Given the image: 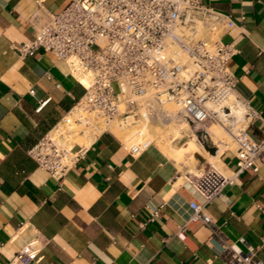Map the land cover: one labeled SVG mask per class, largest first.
I'll return each instance as SVG.
<instances>
[{"label":"crops","instance_id":"0c3cea01","mask_svg":"<svg viewBox=\"0 0 264 264\" xmlns=\"http://www.w3.org/2000/svg\"><path fill=\"white\" fill-rule=\"evenodd\" d=\"M68 1L0 0V264H20L14 255L33 241L41 259L27 264H227L219 236L242 251L255 248L264 263V144L258 172H241L220 198L205 205L215 229L190 222L181 230L189 202L200 201L184 178L207 165L200 149L192 160L190 153L172 157L153 142L132 158L119 137L105 132L61 180L27 155L84 89L64 60L41 49L21 58L14 47L33 38L48 14ZM200 2L237 23L221 39L239 49L230 62L236 90L262 113L250 125L261 139L264 0ZM190 133L180 130L175 143L185 144ZM197 144L209 154L218 150L211 132L204 145ZM228 149L220 157L230 171L236 146Z\"/></svg>","mask_w":264,"mask_h":264},{"label":"built area","instance_id":"2783aa9c","mask_svg":"<svg viewBox=\"0 0 264 264\" xmlns=\"http://www.w3.org/2000/svg\"><path fill=\"white\" fill-rule=\"evenodd\" d=\"M236 25L229 15L200 0H69L60 12L48 14L33 38L14 50L25 58L41 49L64 60L79 75L89 76L88 85L78 79L84 89L82 96L52 130L70 119L84 124L82 133L95 132V139L109 132L102 126L134 115L126 126L175 120L185 123L204 145L212 126L224 128L236 146L234 168L225 172L207 162L196 173L184 176L200 201L189 202L191 212L181 230L190 222L215 229L211 216L204 212L205 205L220 198L241 172L257 173L263 157L264 137L257 139L250 132L252 121L262 119V113L237 92L238 77L230 62L239 49L235 42L221 39L224 30ZM230 100L242 111L239 117ZM168 104L175 106L173 113L165 108ZM52 130L27 155L61 180L85 155L88 145L68 147L54 138ZM152 143L150 133H133L131 139L120 141L132 158ZM156 214L153 210L151 216ZM219 240L227 264H264L255 248L242 251L224 236ZM34 243L23 246L13 260L20 264L39 261L40 249L33 248Z\"/></svg>","mask_w":264,"mask_h":264},{"label":"bare ground","instance_id":"6f19581e","mask_svg":"<svg viewBox=\"0 0 264 264\" xmlns=\"http://www.w3.org/2000/svg\"><path fill=\"white\" fill-rule=\"evenodd\" d=\"M76 72L77 71H74V74H76ZM77 73H78L77 75L79 76L78 78L85 85H88L89 82H90L89 76L79 75V72H77ZM230 103H233L232 109H233L234 115L237 116V117H239L242 114V111L237 108V106L235 105V102L233 100H230ZM167 110L169 112H171V113L174 112V109H171V108H170V110H169V108ZM132 119H134V115H130V116L126 117V118H119L118 119L119 122H117L118 121L117 120V121H115V123L110 124L107 127L102 126V128H103V130H105V128H107V130L109 132H111L112 134H117V133L119 134V131H122L123 129H126L128 127V126H126V124L128 122L130 123V121ZM166 125L169 126L168 130H166V132L164 134L159 135L156 138V140L153 139V140H155L154 142L162 150L164 149V151L169 152L172 157H176V156H183V157H185V154L186 153H190V155H191L190 158L192 160H195L193 158V152L200 151V150L202 152H204L199 147V145L197 144V142L195 140V136L192 133H190V138L191 139L187 140L185 144H181L180 146H177V147L176 146H173L172 144L170 145V143H172L173 141H175L179 137L180 130H182L183 128L185 129L186 124L183 123V122H177V124H175V123L174 124H171V122L169 123V121H168L166 123ZM59 126H60L59 129L52 130V132L54 134L53 136H54V138L56 140H59L60 138H62L64 136L66 138V140L72 139L75 143L89 145L91 143V141L94 139L95 132L92 133V132L84 131V133H82L83 130H84V124L83 123L75 122V121H72L70 119H68V120L66 119V120H63L59 124ZM133 128L135 129V131H134ZM133 128L132 129L134 131V134H136L137 136H143V135L148 134V133L151 132L150 131V127H149V123H147V122L140 124L136 128L135 127H133ZM160 131H162V130H160ZM222 131L228 134V132L225 131V129L222 128L221 126L220 127H215V132L214 133L211 131V134H212V137L214 139V142H216L218 144V150L214 154H209V153H207V154H209L208 156H210L211 160H214V161H218L219 158H220V156H221V153L226 149L225 144L224 143L222 144L221 137H219L222 134L221 133ZM98 132H101V131H98ZM129 135H130V133H129ZM128 137H130V136H128ZM222 138H223V136H222ZM72 140H70V141H72ZM72 144H68V147L72 146ZM214 161H212V163Z\"/></svg>","mask_w":264,"mask_h":264},{"label":"rangeland","instance_id":"374dc122","mask_svg":"<svg viewBox=\"0 0 264 264\" xmlns=\"http://www.w3.org/2000/svg\"><path fill=\"white\" fill-rule=\"evenodd\" d=\"M93 49L95 50L96 48L95 47H93ZM78 73L76 72V76H77V78L79 77L78 75H77ZM79 79V78H78ZM166 109H168L169 108V110H170V108L171 109H175V106H173L172 104H168V105H166V107H165ZM117 122H119V120L117 121ZM168 122V120H166V121H163V120H161L160 121V119L159 120H155V121H153V122H150L149 123V127H150V135H151V137H152V139H155L156 140V138L159 136V135H162V134H164L165 132H166V130H168V128H169V126L168 125H166V123ZM171 122V124H177V122L175 121V120H169V123ZM170 125V124H169ZM215 126V125H214ZM214 126H212L211 128H210V132L212 131L213 133L215 132V127H220V126H218V125H216L215 127ZM134 126H132V127H128V128H126V129H123L122 131H119V134L117 135V134H115L117 137H120V139L121 140H128V139H131L132 138V134L134 133V131H133V128ZM153 127V128H152ZM133 128V129H132ZM184 129V128H183ZM182 129V130H183ZM185 129H189V127L186 125L185 126ZM127 130V131H126ZM135 130V129H134ZM160 130H162V131H160ZM181 130V131H182ZM130 131V132H129ZM226 131V130H225ZM126 132V133H125ZM125 135H124V134ZM128 133V134H127ZM129 133H130V135H129ZM222 134L219 136V137H221V140H222V144L224 143L225 144V146H226V151H228L229 149H228V146H230L231 148H234L235 147V143H234V140L232 139V137L230 136V135H228L227 133H225V132H221ZM125 136V137H124ZM128 136H130V137H128ZM222 136H223V138H222ZM226 138H225V137ZM230 136V137H229ZM128 137V138H127ZM231 139V140H230ZM59 140H62L63 142H64V144H66L67 146H68V144H74L75 142L72 140V139H69V140H66V138L63 136L62 138H60ZM70 140H72V141H70ZM155 140H153V142L155 141ZM231 142H230V141ZM72 144V145H73ZM173 145V146H179L180 145V143L179 142H177V143H175V141H173L172 143H170V145ZM163 151H164V149H163ZM205 155H206V157H207V160L209 161V162H212V161H214V160H211V158H210V156H208L209 154H207L206 152H203ZM211 153L212 154H214L215 153V150L214 149H212L211 150ZM234 156H235V158H236V152H235V154H234ZM214 163L220 168V169H222L223 171H225V172H229V170L226 168V165H225V163H224V161H223V159L220 157L219 158V160L218 161H214ZM194 173H196V171H193ZM184 175V174H183Z\"/></svg>","mask_w":264,"mask_h":264}]
</instances>
